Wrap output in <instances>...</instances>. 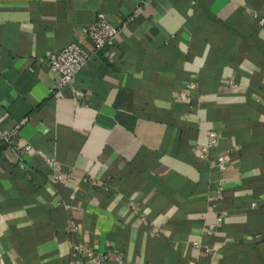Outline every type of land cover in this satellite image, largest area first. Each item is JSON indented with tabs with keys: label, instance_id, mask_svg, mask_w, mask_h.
<instances>
[{
	"label": "crops",
	"instance_id": "obj_1",
	"mask_svg": "<svg viewBox=\"0 0 264 264\" xmlns=\"http://www.w3.org/2000/svg\"><path fill=\"white\" fill-rule=\"evenodd\" d=\"M98 10L110 58L52 92L48 54L93 49ZM17 122L61 176L0 142V264H264V0H0V127Z\"/></svg>",
	"mask_w": 264,
	"mask_h": 264
},
{
	"label": "built area",
	"instance_id": "obj_2",
	"mask_svg": "<svg viewBox=\"0 0 264 264\" xmlns=\"http://www.w3.org/2000/svg\"><path fill=\"white\" fill-rule=\"evenodd\" d=\"M140 9V5L137 6L136 10ZM262 20V18H260ZM84 33H86L93 41L94 47L91 50H86L78 42L72 40L64 47L56 51H51L48 54V62L50 68L56 74L55 83L51 88V91L56 92L66 84L70 79L73 78L75 73L84 64V62L95 53H101L103 56L109 57V47L114 43L115 36L119 30V26L112 24L105 12L98 10L95 14L93 22L82 27ZM232 84L233 81L230 80ZM195 85L194 81H189L185 84L184 89L180 90L179 96L182 99L187 97V90L193 88ZM76 95L83 96L82 90H76ZM21 122H17L10 128L0 127V142L10 147L11 151L18 158L21 157L23 152L34 151L35 153L42 156L47 164L54 169V176L59 178L61 176V166L57 160L45 154L41 149L34 148L29 142L24 141L18 136V128ZM218 134L215 130L211 129L207 132L206 142L200 147V156H205L207 150L217 143ZM227 151H219L214 159V166L218 172V177L214 187L215 196L220 197L222 194L224 175L223 171L226 166ZM68 173V172H67ZM69 174V173H68ZM92 183H96L95 179H91ZM77 223H71V229H76ZM214 225L209 224L206 228L207 231H212ZM195 245L199 246V241H195ZM205 250H209L205 247ZM72 251L82 252L86 256H94L96 252L92 248H88L83 244H74ZM98 256V255H97ZM106 253H101L98 257V264H106L105 259L107 258ZM118 260L121 261V257L118 255Z\"/></svg>",
	"mask_w": 264,
	"mask_h": 264
}]
</instances>
